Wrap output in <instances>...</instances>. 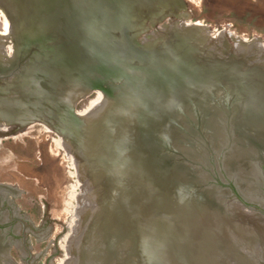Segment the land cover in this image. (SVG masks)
Instances as JSON below:
<instances>
[{
    "label": "water",
    "instance_id": "obj_1",
    "mask_svg": "<svg viewBox=\"0 0 264 264\" xmlns=\"http://www.w3.org/2000/svg\"><path fill=\"white\" fill-rule=\"evenodd\" d=\"M0 11L9 22L0 33V124L56 131L83 182L78 202L89 206L75 210L69 259L113 264L116 252H144L140 235L147 247L152 235L153 248L169 250L154 253L159 264H166L161 257L219 264L211 255L223 247H204L203 226L185 235L190 223L182 214L190 213L186 202L211 193L195 170L209 155L224 164L222 148L236 153L233 168L258 194L243 176L264 163L255 130L264 115L257 108L264 104L257 93L262 51L216 55L202 26L187 23L183 0H0ZM92 91L103 102L77 113ZM233 184L245 201L264 207ZM154 226L172 234L154 236Z\"/></svg>",
    "mask_w": 264,
    "mask_h": 264
},
{
    "label": "rangeland",
    "instance_id": "obj_2",
    "mask_svg": "<svg viewBox=\"0 0 264 264\" xmlns=\"http://www.w3.org/2000/svg\"><path fill=\"white\" fill-rule=\"evenodd\" d=\"M183 1L185 4V11L183 12L189 17L187 23H197L202 26L207 35L206 43L210 51L218 56L225 54L227 57L236 51L247 50L245 54H249L256 48L257 51H262L258 55L260 56L259 62L264 65V0ZM0 14H2L1 11ZM1 17L4 22L5 17ZM1 17L0 33L2 31L6 33L9 28L2 27ZM5 22L8 23L7 20ZM244 59L249 64L251 59L254 58ZM104 97L105 95L99 91L89 92L86 97L77 102L75 111L79 114L84 113L97 104H101ZM193 121L190 120V122ZM222 150L223 148L220 152L224 155L225 152ZM224 156L226 157V155ZM221 158L224 157L222 156ZM217 159V157L212 158L210 155L204 157L203 162L208 164L200 166L199 172L195 171L197 175L200 173L201 180L205 183L204 187L210 190L211 193L222 195L223 204L229 205L231 209L228 210L225 206L220 207L218 203L211 204L210 202L208 203L211 206L209 209L211 211L218 209V211L216 210L218 215L232 216V213L235 214V212L231 211V206H233L236 212L244 208L250 215H256L253 213V211L256 213L258 211L255 206L242 207L236 201L227 200L231 199L228 197L230 192L228 189L223 190L221 188L220 181L222 180V182L227 184L229 181L233 182L235 177L228 172V167H226L225 163L222 167L218 166L220 162ZM234 159L236 158L234 157ZM223 172V175L229 181L222 178ZM243 177L246 178V174ZM255 185V188L259 189V184ZM82 186L83 182L77 173L73 157L67 152L65 141L56 131L41 123H29L26 126L17 128L1 122L0 226L6 235H3V241L0 240V247L2 248L3 245L6 247V251H9V258L5 259V262H0V264H74L75 261H71L69 254H67V243L75 228V220L77 219L76 208L78 207L77 209L81 210L89 206L87 203L78 202ZM257 196H259V199L261 197L262 200L261 194L258 193ZM169 199L167 198V201ZM192 203L193 205H190L191 208L198 207L195 202ZM184 206L187 208L186 204ZM193 211L192 209L189 211L193 218L199 214L204 216V212L196 214ZM259 211L262 212L260 209ZM182 215L185 216V221L191 222L186 217V211ZM257 215L264 218V214L257 213ZM245 225L250 231L252 230V228L247 227V224ZM149 229V232L158 237L172 234L167 231L163 232V230L155 228V226ZM183 230L185 235L188 234L187 227ZM183 235L180 234L178 237L181 242L184 239L186 240L185 237H181ZM140 236L141 238L138 241L144 246L142 241H145L143 238L145 236ZM255 237H257V241L259 240L256 243L263 247L262 254H264V242H261V237L259 239L258 235H255ZM149 238L150 245L148 247L144 246L146 250L142 246L144 252L139 249L126 254L124 252H116V261L113 264H159V258H156L154 253H157L158 256H163L169 250L160 249L157 251L156 248H153L155 247L154 237L150 235ZM251 238L252 233L248 236V239L251 240ZM135 240L137 239L135 238ZM220 245L221 248L223 247L222 251L216 252V255H211L214 261L216 260L219 264L225 259V261L228 260L225 249L228 244L222 242ZM253 246L256 250V245L253 244ZM88 251L87 255L93 254V250L88 249ZM113 253L111 250L108 253L110 261H112ZM138 253H143L144 256H139V260L135 263L136 258L133 260L132 256L137 257ZM245 254L243 255L246 256ZM262 254H254L258 258L253 256L252 261L240 256L237 257L238 259L235 262L236 256H231L232 260H229V262H235V264H264V255ZM192 256H189L188 259L197 263V254L193 259L190 258ZM161 259L162 263H174L172 257L168 259L161 257ZM94 261L99 260L96 259ZM185 261L184 264H189L187 259ZM214 261L209 258L208 262L212 263ZM86 262H88V258H83L80 264H86Z\"/></svg>",
    "mask_w": 264,
    "mask_h": 264
},
{
    "label": "crops",
    "instance_id": "obj_3",
    "mask_svg": "<svg viewBox=\"0 0 264 264\" xmlns=\"http://www.w3.org/2000/svg\"><path fill=\"white\" fill-rule=\"evenodd\" d=\"M259 128H261V126H259ZM256 132H258L259 137H260L259 139L263 142L264 141V132L260 131V130H257ZM255 150H256V148H255ZM234 154H236V153H234ZM234 154H233V152H229L226 154L225 165H226V167H228L227 168L228 172H230L231 174H233V176H235L237 178L236 182H237L238 186L240 187V190L243 192V195L245 197H247L251 200H257V201H259V204L264 205L263 201L258 198L256 192L252 189L253 188L252 184L243 181V179L241 178L242 176H241V174H239L238 170L236 168H233V166H234V164H233L234 163V158H233ZM238 165L244 170L243 166L239 162H238ZM238 179H241L242 181H239ZM248 184H250V185H248ZM241 186H242V189H241ZM247 187H248V189H247ZM245 189H246V191H244ZM246 192L250 195L247 196ZM253 194H254V197H253ZM221 204H222L221 205L222 207L225 206L228 210L231 209L229 205H227V204L224 205L223 203H221ZM231 207H232L231 211L235 212V214H233V213L231 214L232 216H224L222 214L218 215V212H217L218 209H216L217 211L215 209H214L215 211L214 210L211 211V213H213V214H210L209 216L212 217V221H211V224L209 223V227L207 226V232L209 233L208 234L209 238L207 239L208 241L205 242V247H207V249H208L212 246V244H215V243L221 244L222 242H225V244H228L227 248H225V249H231L233 247V245H231V244L236 242L239 245L238 249L240 250L242 256H244L243 254L246 253L245 254L246 256H244V257L247 258L249 256L248 259L250 261H252L254 254H262L263 247L259 246V244L256 243L257 237H255V235H258L259 239L261 237V239H260L261 242H264V218H262L258 215H252V214L250 215L248 213V211L244 208L237 210V212H236L234 210V207L233 206H231ZM243 223L249 224L252 227V230L250 231L248 228H246ZM2 232H3V234H2ZM218 232H222V233L219 234ZM251 233H252V238L250 240V239H248V236L251 235ZM3 235H6V233H5V231H2L1 226H0V240H2V241H3V237H4ZM251 242H252V244H251ZM253 244L256 245V247H257L256 250H255ZM247 247H249L251 250ZM8 258H9V251H6V247L3 245L2 248L0 247V262H5V259H8ZM220 264H225V263L222 262ZM231 264H235V263L232 262Z\"/></svg>",
    "mask_w": 264,
    "mask_h": 264
},
{
    "label": "bare ground",
    "instance_id": "obj_4",
    "mask_svg": "<svg viewBox=\"0 0 264 264\" xmlns=\"http://www.w3.org/2000/svg\"><path fill=\"white\" fill-rule=\"evenodd\" d=\"M5 21H6V19H5ZM4 23V22H3ZM7 23V22H6ZM5 23V24H6ZM8 25H9V22L7 23ZM5 28H8V26L6 25L5 26ZM6 32V31H5ZM257 84H259V86L261 87V88H259V89H257V93H258V96H259V99L264 103V76L263 77H260V78H258V82H257ZM105 98V97H104ZM103 98V99H104ZM264 105V104H263ZM263 105H259L257 108H264V106ZM256 108V107H255ZM258 118H261V123L263 124V125H260L261 126V128H259V126H257V128L255 129L256 131H257V129H259L260 131H263L264 132V115H260ZM255 119H257V118H255ZM225 142H226V140H225ZM230 152H232V150L230 149ZM229 153V152H228ZM231 174V173H230ZM240 174V173H239ZM232 176H233V174H232ZM235 177V176H234ZM236 178V177H235ZM242 178V177H241ZM237 179V178H236ZM238 180H240V181H242L241 179H238ZM241 183V182H240ZM244 183V182H243ZM242 184V183H241ZM240 184V185H241ZM251 184V183H250ZM250 184H248V185H250ZM243 186V185H242ZM242 186H241V189H242ZM246 186V185H245ZM253 186V185H252ZM247 189H248V187H247ZM253 189V188H252ZM254 190V189H253ZM244 191H246V189L244 190ZM245 193V192H244ZM219 194V193H218ZM246 195L248 196V195H250V194H248L247 192H246ZM256 195V194H255ZM252 196V195H251ZM179 197H181L180 195H179ZM185 197V196H184ZM250 197V196H249ZM253 197H254V194H253ZM200 199L198 200H196V199H194L193 201L196 203V205L198 206V207H195L194 209L193 208H191L190 207V205H193V201L192 200H189V203L188 202H186V200H181L180 201V198L178 199V203H179V201L180 202H186V206H187V208H186V210L187 211H190L191 209L192 210H194L193 212L194 213H203L204 212V216H202L201 214H199L198 216H195L194 218H193V216H192V214L191 213H189L188 215H191V217L192 218H190L188 221H190L191 220V222H189L190 224H188L187 226V233H193L194 231H192V226H196V231L194 232V233H196L197 234V229H198V227L199 226H203L206 230H207V225L209 226V223L211 224V221H212V217L211 216H209L210 214H213V213H211V210L209 209L211 206H210V204H208L207 202H209V201H207L206 202V199L207 198H211L213 201H215V203H218L220 206L222 205L221 203H223V201H222V195H216V194H214V193H210V194H206L205 196H203V197H199ZM167 200V199H166ZM176 200H177V198H176ZM217 207V206H216ZM189 208V209H188ZM177 211H175V213H176ZM192 212V211H191ZM207 213V214H206ZM187 215V216H188ZM198 220H202L201 222H197ZM194 221H196L195 223H194V225H192L191 223H193ZM197 224V225H196ZM199 230H200V228H199ZM184 233H185V231H184ZM180 235V234H179ZM208 238H209V236H208ZM231 245H233V247L231 248V249H226V254L228 255V260L227 261H225V260H223L222 262L223 263H230L229 262V260H232L231 259V256H236V258H235V262H236V260L238 259L237 257H240V256H242V254H241V252H240V250L238 249V247H239V245L236 243V242H234V243H232ZM204 247H205V244H204ZM222 258V257H221ZM248 258V257H247ZM242 260V259H241ZM234 262V263H235Z\"/></svg>",
    "mask_w": 264,
    "mask_h": 264
},
{
    "label": "flooded vegetation",
    "instance_id": "obj_5",
    "mask_svg": "<svg viewBox=\"0 0 264 264\" xmlns=\"http://www.w3.org/2000/svg\"><path fill=\"white\" fill-rule=\"evenodd\" d=\"M1 16H3L2 14H0V17ZM2 18V17H1ZM1 23H2V27H4V26H8V28H9V25L4 21V23H3V18H2V20H1ZM6 23V24H5ZM8 32V31H7ZM2 34H4V32L2 31ZM15 133V132H14ZM255 148V147H254ZM223 151V150H222ZM229 152H230V150H229ZM224 155H226V154H224ZM226 159V158H225ZM220 160H222V161H224V158H221L220 157ZM223 162H220L219 163V165L218 166H223V164H222ZM209 165L210 166H212V164H210L209 163ZM246 166H250L248 163L246 164ZM222 169V168H221ZM260 169H261V171L260 170H258V169H256V171H254V172H252V174H251V172L250 173H247L246 175L247 176H250V177H252L253 178V180L256 182L255 184H259L258 185V187H259V189H258V193L260 194L261 192H263V194H264V163H262L261 165H260ZM224 174V172L222 173V175ZM249 174V175H248ZM259 177H262V179H258ZM222 178L224 179V180H228V178L226 179V177L223 175L222 176ZM221 180V179H220ZM223 180V181H224ZM229 181V180H228ZM240 181V180H239ZM220 185H221V188L223 189V190H226V189H228L229 190V192H230V194H228V197H230L231 199H227V200H229V201H236L237 203H238V205H240V206H242V207H244V206H248V207H253V206H255L256 208H257V213H260L261 215H263L264 214V209L262 208V207H260L258 204H251V203H248L247 201H245V199H243V197L237 192V190H236V188L234 187V184H233V182L232 181H229V183H227V184H225L224 182H222V180L220 181ZM262 200H263V202H264V196H262ZM251 205H253V206H251ZM259 209L260 210H262V212L261 211H259ZM253 213L254 214H256L257 215V213L256 212H254L253 211ZM202 220H198L197 222H201ZM196 221H194L193 223H191L192 225H194V223H195ZM208 226V225H207ZM206 226V227H207ZM246 226V225H245ZM209 227V226H208ZM247 227H249V228H252L249 224H247ZM192 231H196V226H192ZM256 242H259V240L258 241H256ZM262 255H264V254H262ZM256 258H258L256 255H254ZM197 257H200L198 254H197ZM204 264V263H203Z\"/></svg>",
    "mask_w": 264,
    "mask_h": 264
}]
</instances>
